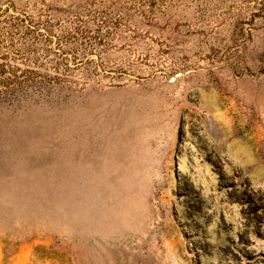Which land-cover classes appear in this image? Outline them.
<instances>
[{"label": "rangeland", "instance_id": "374dc122", "mask_svg": "<svg viewBox=\"0 0 264 264\" xmlns=\"http://www.w3.org/2000/svg\"><path fill=\"white\" fill-rule=\"evenodd\" d=\"M0 264H264V0H0Z\"/></svg>", "mask_w": 264, "mask_h": 264}, {"label": "trees", "instance_id": "16d2710c", "mask_svg": "<svg viewBox=\"0 0 264 264\" xmlns=\"http://www.w3.org/2000/svg\"><path fill=\"white\" fill-rule=\"evenodd\" d=\"M1 12H4V10H2L1 9ZM20 22H26V24H27V26L29 27V29H30V27H32V25H33V20H29L28 21V17H27V15H17V16H14V14H10L9 15V17L4 21V23L5 24H7V27H9V28H12V29H18V26H19V23ZM34 26V25H33ZM6 27V28H7ZM35 31H37V28L36 27H34L33 28ZM63 39H62V41L60 40V44L62 43V42H65V43H67L68 42V39H71V38H69V37H66V36H61ZM35 43H37V42H35ZM24 45V44H23ZM32 45H34V41H32L31 43H29L28 42V44L27 45H25V46H22L23 48H22V52L24 53V52H27V53H29V51L30 50H32L31 49V46ZM34 51V50H33ZM33 58H36V57H33ZM13 76L14 77H8L7 79H6V81L7 82H9V83H12L14 80H15V74H13ZM19 81V80H18ZM17 82V81H16Z\"/></svg>", "mask_w": 264, "mask_h": 264}]
</instances>
